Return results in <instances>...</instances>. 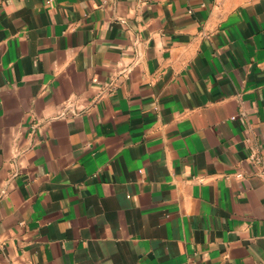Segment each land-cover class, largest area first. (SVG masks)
<instances>
[{
  "label": "crops",
  "instance_id": "crops-1",
  "mask_svg": "<svg viewBox=\"0 0 264 264\" xmlns=\"http://www.w3.org/2000/svg\"><path fill=\"white\" fill-rule=\"evenodd\" d=\"M0 264H264V0H0Z\"/></svg>",
  "mask_w": 264,
  "mask_h": 264
},
{
  "label": "built area",
  "instance_id": "built-area-1",
  "mask_svg": "<svg viewBox=\"0 0 264 264\" xmlns=\"http://www.w3.org/2000/svg\"><path fill=\"white\" fill-rule=\"evenodd\" d=\"M258 162H260V161H258Z\"/></svg>",
  "mask_w": 264,
  "mask_h": 264
}]
</instances>
